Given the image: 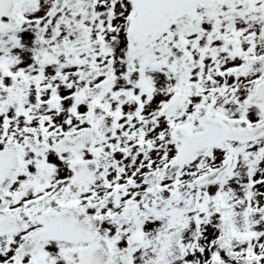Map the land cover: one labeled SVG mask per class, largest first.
I'll list each match as a JSON object with an SVG mask.
<instances>
[{
  "label": "snow or ice",
  "instance_id": "obj_1",
  "mask_svg": "<svg viewBox=\"0 0 264 264\" xmlns=\"http://www.w3.org/2000/svg\"><path fill=\"white\" fill-rule=\"evenodd\" d=\"M0 264H264V0H0Z\"/></svg>",
  "mask_w": 264,
  "mask_h": 264
}]
</instances>
